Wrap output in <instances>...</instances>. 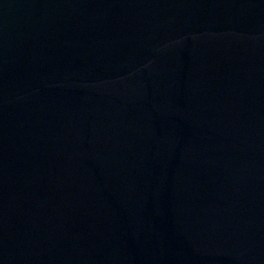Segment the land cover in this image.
<instances>
[{
  "label": "water",
  "instance_id": "obj_1",
  "mask_svg": "<svg viewBox=\"0 0 264 264\" xmlns=\"http://www.w3.org/2000/svg\"><path fill=\"white\" fill-rule=\"evenodd\" d=\"M0 264H264V0H0Z\"/></svg>",
  "mask_w": 264,
  "mask_h": 264
}]
</instances>
